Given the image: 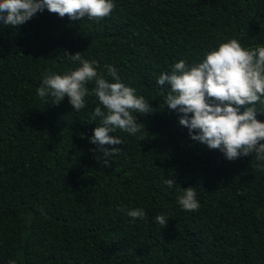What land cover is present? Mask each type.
<instances>
[{
	"label": "trees",
	"instance_id": "16d2710c",
	"mask_svg": "<svg viewBox=\"0 0 264 264\" xmlns=\"http://www.w3.org/2000/svg\"><path fill=\"white\" fill-rule=\"evenodd\" d=\"M113 3L101 20L45 8L20 26L0 22V264H264V161H229L191 140L163 106L170 85L156 83L221 42L264 46V0ZM78 52L109 82L105 65L116 68L156 110L136 114L146 133L116 129L123 145L107 167L88 139L99 123L94 108L103 110L98 98L86 96L77 112L67 96L54 104L36 92L45 73L79 67L65 57ZM86 87L91 93L94 81ZM188 187L200 204L194 212L178 204ZM134 208L147 218L129 217ZM157 215L169 217L165 226Z\"/></svg>",
	"mask_w": 264,
	"mask_h": 264
},
{
	"label": "clouds",
	"instance_id": "9594fccd",
	"mask_svg": "<svg viewBox=\"0 0 264 264\" xmlns=\"http://www.w3.org/2000/svg\"><path fill=\"white\" fill-rule=\"evenodd\" d=\"M45 8L73 21L85 17L101 20L111 14L115 4L113 0H0V22L20 26ZM65 57L80 66L63 75L45 73L37 95L42 99L53 97L54 104L67 96L77 112L85 109L86 96L95 95L103 110L100 106L94 108L91 119L99 118V123L88 139L96 145L94 151L101 153L97 159L105 167L110 166L109 158L121 150L115 146L123 145V140L113 135L116 129L133 136L146 133L136 114L156 110L136 94L135 88L121 82L113 66L105 65L107 76L114 81L109 82L103 72L97 71L96 60L84 59L79 52ZM92 81L95 87L90 93L86 85ZM156 83L170 85L163 106L178 114L179 124L188 129L191 140L218 149L229 161L253 154L257 161H264V122L256 119L258 113H264L256 107L257 103L264 105V46L244 48L234 38L221 42L191 66L185 60L175 63L170 72L160 73ZM164 182L168 188L176 185L173 179ZM196 197L195 187L184 188L178 204L182 210L194 212L200 207ZM127 215L133 220L147 218L142 208L129 210ZM168 218L157 215L155 221L163 227Z\"/></svg>",
	"mask_w": 264,
	"mask_h": 264
}]
</instances>
